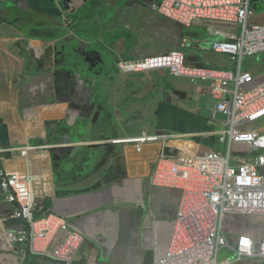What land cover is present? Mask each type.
<instances>
[{
    "label": "crops",
    "instance_id": "crops-1",
    "mask_svg": "<svg viewBox=\"0 0 264 264\" xmlns=\"http://www.w3.org/2000/svg\"><path fill=\"white\" fill-rule=\"evenodd\" d=\"M72 1L78 7L83 3L87 4L89 0ZM158 1L103 0L101 10L94 18L77 21L82 26L86 20L95 18H98V24L112 20L117 27V33L120 29L126 32L125 28L129 25L123 20L121 23L119 18L125 19V16L136 13L144 14L143 9H147L143 16L147 27L138 29L139 32L131 40L118 33V39L112 45L115 57L118 58L115 67L119 70L118 62L138 61L171 48H179V43L186 39L184 28L179 30L180 24L155 17L158 14L151 5ZM257 6L264 7V0H254V7ZM59 16L60 11L55 0H0V139L5 148H30L27 158L7 155V159L3 163L0 161V165H4L10 172H29L35 176L37 184L34 193L41 204L35 217H62L71 228L82 233L85 241L77 254L84 263L157 264L168 251L181 202V192L153 187L152 157L145 151L139 152L135 147L137 142L123 141L150 134L163 136L166 133L155 131V127L147 123V118L144 119L154 111L151 106L141 111L139 118L126 121L129 114H125L118 126L120 120L117 117L120 116V111L114 113V109L122 105L126 108V98L121 99L124 91L122 94L120 90L117 91V102L99 103L95 100L93 87L90 86L99 80L89 81L82 76L79 79L72 69L59 67L56 62L58 52L54 63L43 61L45 46L69 44L82 47L77 43H65L69 41L67 38L71 33ZM256 22L264 24V13L256 15ZM202 24L205 22L197 25ZM115 26L107 29L99 27L102 31L97 42L107 47V43L114 39L112 36ZM209 26L210 31H225L220 24L210 23ZM149 27L152 30H148ZM160 33L163 37L157 38L156 35ZM72 34L78 39V35ZM212 35L213 39L204 42L203 48L198 47L202 56L207 59L213 55L211 52L215 53L210 50V43L225 39L222 35ZM86 48L105 55L104 49ZM227 58L230 62V58ZM189 62L195 66H204L195 57L190 58ZM249 63V67L254 63L264 64V56L252 59ZM208 67L225 69L214 65ZM226 68L232 69V66ZM258 68L253 69L254 75L264 78V72L258 73ZM151 73L154 72L137 74ZM181 88V93L172 96L175 103H166V107L160 110L159 119L160 116L163 120L170 118L178 124L177 135L191 136L207 150L227 156L228 145L220 144L222 150H219L216 145L210 144L211 141L217 143L216 139L226 131V118L217 115L214 120V106L210 118L204 120L196 101L195 106L191 104L193 94L196 95L194 86L181 84ZM185 90L188 93H184ZM177 94L186 96V99L179 98ZM160 103L159 109L164 106ZM101 104L107 106L112 115L111 125H105V128L104 124L98 126L96 120L94 121L98 116L96 112L103 111L99 107ZM75 110L78 114L71 116ZM73 117L75 118L72 121ZM219 117L224 120L220 121ZM49 122H61L65 130L60 134L58 125L53 123L49 126ZM204 125L211 129L204 130ZM111 126L113 129L107 131ZM132 126L135 128L130 129ZM100 140H110L112 150L110 147L111 151L106 152L103 159L94 160L101 162L94 171L87 170V162L91 163L96 159L93 154H89V150L95 148ZM68 142L73 143V146L66 149L56 147ZM252 155L250 147L235 146L232 149L231 163L236 165L237 158L246 159ZM53 156L58 158L54 159ZM79 159L81 162L77 164ZM38 192L41 194L38 195ZM16 207V204L5 200L0 187V263L44 264V258L32 252H29L26 260H22L18 254L20 244L12 241L9 236L10 232L27 227L25 221L13 217ZM55 243L56 241L46 240L39 245L48 247Z\"/></svg>",
    "mask_w": 264,
    "mask_h": 264
},
{
    "label": "built area",
    "instance_id": "built-area-1",
    "mask_svg": "<svg viewBox=\"0 0 264 264\" xmlns=\"http://www.w3.org/2000/svg\"><path fill=\"white\" fill-rule=\"evenodd\" d=\"M160 15L191 27L200 22L223 25L225 31L211 30L224 40L210 43V50L228 55L232 69L195 66L189 62L187 47L121 62L125 73H150L164 70L171 76L187 79L195 91L215 102L213 119L223 115L226 131L218 137L228 145L227 156L212 152L191 136L163 134L124 140L142 145L159 142L158 154L152 158V186L181 192V202L168 251L157 264H264V234L257 239L253 232L227 235L228 217H258L264 223V79L252 70H243L244 60L264 56V24L256 22L254 0H159L151 5ZM184 44V43H182ZM191 142V143H190ZM250 147L253 155L237 158L233 165L232 149ZM29 149L4 148L0 139V161L7 155L27 158ZM35 176L10 172L0 165V187L7 202L16 204L13 217L27 227L10 232L20 244L22 260L29 252L44 258V264H86L77 252L85 237L71 228L62 217L46 215L36 218L41 206L34 193ZM62 238L59 239V236ZM46 240L55 244L43 247ZM233 257L220 260V254ZM1 264V263H0Z\"/></svg>",
    "mask_w": 264,
    "mask_h": 264
},
{
    "label": "rangeland",
    "instance_id": "rangeland-1",
    "mask_svg": "<svg viewBox=\"0 0 264 264\" xmlns=\"http://www.w3.org/2000/svg\"><path fill=\"white\" fill-rule=\"evenodd\" d=\"M84 1L86 2L88 0H84ZM55 2L57 4L58 10L60 11V16L58 18L61 17L62 22H64L69 27L68 30H70L69 32L71 33L67 38V40L69 41L65 43L72 42L74 44L77 43L84 48L98 47L97 48L98 50L104 49L105 51L104 50L103 51L107 55V59L108 57H111V59L114 60L115 62L118 61V58L115 57L116 53L112 45L116 43V40L118 39L117 37L118 33L120 35H125L126 37L128 36L127 40H131L134 38V34H137L139 32L138 29L141 30L143 28H146L148 25L143 20V16L146 15L145 13L147 9H143L144 14L136 13V14H133L132 16H127V17L125 16V19L119 18L121 23L124 21L125 24L129 25L125 28L126 32L120 29L119 32L117 33L116 31L117 27L115 26V22H113L112 20L111 21L107 20V21H104L98 24L96 20L98 18H95L93 20H86L82 24V26H80L77 20L85 19V18H94L98 14V11L101 10L100 7L102 6L103 0H89L87 4L83 3L78 7L72 3L73 2L72 0H55ZM256 9H257V14L264 13V7L257 6ZM72 12H75V14L72 15ZM157 14L158 16L155 15L157 19H169V18H166L160 15L159 13ZM197 24H194L191 27H184L180 24L181 26L179 28V30L182 31V27H183L186 33L184 37H186V39L189 41L192 40L189 43L188 49H187L189 61H190V58L192 59V57H195L196 60L199 61L200 65H204V66L214 65L215 67L225 68V69H229L226 67L232 66L233 68L234 64L231 62V58L228 55L222 54L223 55L222 56V55L211 52V54L213 55H211L208 59L207 57L204 58L202 56V54L200 53L201 51L198 50V47L202 46L203 48L205 45L204 42H207V40L209 39L212 40L213 38H211V36L213 35H212V32L209 30L210 23L205 22V24H202V25H197ZM259 24H262V23H259ZM109 26H115L113 27L115 32L113 33V36H112L114 37V39L107 43V47L109 48L108 49L105 45H103V43L99 42L100 43L99 44L97 42V38H100L101 31H102L99 29V27L107 29L109 28ZM148 30H152V28L149 27ZM72 33L78 35V39ZM156 36L157 38L163 37L162 33ZM190 36L192 39L190 38ZM92 40H94V42H92ZM185 40H182V42L179 43L180 47L185 46L186 45L185 43L189 42L187 40L185 42ZM181 43H184V44H181ZM63 46L65 45L63 44ZM70 47L71 45H68L66 46V49ZM201 50L205 51L204 49H201ZM227 57L230 58V62L228 61ZM252 59H255V58H252ZM252 59L244 60L243 70L253 71V69L259 67L257 72L258 73L264 72L263 63L261 64L258 63L257 65L254 63L251 67H249L251 63V62L249 63V61ZM123 61H126V60H123ZM96 71L97 72H95V75H89V73H86L82 76L83 78H87V80L89 81L99 80L98 83L93 82L90 85L93 87V90L96 93L95 94L96 101H98L99 103H108V102H113V101L117 102L118 100L116 96L117 91L120 90V94H122L124 91V97L122 96L121 99L126 98V102L128 103V105L126 103V108L125 106L122 105V106H116L114 109V113H116L117 111H120V116L117 117V120H120L118 126L120 125L121 120L125 114H129L128 117H126L125 119L126 121L132 118H139L141 111L143 112L144 109H147L148 106H151L153 107L154 111H152L149 117H144V119L147 118L146 119L147 123L149 122L151 126H154L155 131L157 132H163L166 134L167 133L177 134L176 131L179 130L178 124L175 122H172L170 118L163 117L164 118L163 120L162 117L160 116V119H159V113H160V110H163L162 108L166 107L167 105L166 103H169V102L171 103V101L172 103H175L172 100V96L175 95L176 93H181L180 92V90H182L181 84H185L188 86L191 84L190 81H187V79H184V78L171 76L166 71H161V73L159 71V72H154L151 74L134 73L131 75L123 74L122 72H120V70H118L119 73L117 74H113V73L107 74L110 71L109 68H106V69L100 68V69H97ZM104 73H105V76L103 77L102 75H104ZM75 75L79 79L82 78V77L80 78L78 74H75ZM258 78L261 80L264 79V78H261L260 76H258ZM179 83L180 85H177ZM178 88H179V91H178ZM184 93H188V91L185 90ZM195 93L196 95L193 94L194 96L192 97L193 101L191 102V104L195 106L194 103L196 101L197 106L202 111V115H201L202 118L204 120L209 119L211 116V111L212 109H214L215 102L213 100H208L207 98L203 97L202 93H198V92H195ZM177 95L179 96V98L183 100L186 99V96H182L180 94H177ZM160 102H162L164 105L163 107H161V109H159L161 105ZM105 118L99 115L98 117L94 118V121L96 120V123L98 126H100V124L102 125L104 124L103 128H105V125L110 126L112 123L111 120L107 121ZM113 120H115V117H113ZM219 120L222 121L224 120V118L219 117ZM54 124L57 125L56 122ZM186 127L188 128V126ZM202 127L204 130L211 129V127L208 125H204ZM134 128L135 126L130 127V129H134ZM112 129H113L112 126L108 127L107 131H111ZM151 135L152 134L148 136H151ZM216 140H217L218 145L215 141H211L210 144H214L217 146L219 150H222L219 140L218 139ZM101 141L102 140H100V142ZM107 142H110V140ZM110 147L112 150V146L110 145L108 147L109 151H111ZM159 147H160V143L154 142V143H150L149 145L144 144L143 150L147 153V155L154 158L158 154ZM101 148L105 149L107 152V146H102ZM89 154L90 155L93 154V157L94 158L96 157V159H93V162L91 163L87 162L86 168L87 170L93 169L94 171L97 164L101 163V162L97 163V161H94V160H97V156L99 155V149H96L95 151V148H92L91 150H89ZM102 158H104V155H102L99 159H102ZM80 162H81V159L77 161V164H79ZM225 229H226L227 235L231 237L232 239H235L237 237L236 234L249 233V232H253L255 237L257 239H260L262 235L264 234V223L258 217H228L227 220L225 221ZM233 256H234L233 252H228L226 254L225 251H223L220 254L219 258L220 260H223L227 257H233Z\"/></svg>",
    "mask_w": 264,
    "mask_h": 264
},
{
    "label": "flooded vegetation",
    "instance_id": "flooded-vegetation-1",
    "mask_svg": "<svg viewBox=\"0 0 264 264\" xmlns=\"http://www.w3.org/2000/svg\"><path fill=\"white\" fill-rule=\"evenodd\" d=\"M69 45V44H68ZM66 45V46H68ZM66 46H57V59L59 67L72 69L73 72H76L83 76L86 73L89 75H95L97 69H106L109 68V73L116 71L115 62L102 53H95L87 48H77L71 46L66 49ZM107 73V74H109ZM59 129V127H58ZM59 132L60 129H59Z\"/></svg>",
    "mask_w": 264,
    "mask_h": 264
},
{
    "label": "water",
    "instance_id": "water-1",
    "mask_svg": "<svg viewBox=\"0 0 264 264\" xmlns=\"http://www.w3.org/2000/svg\"><path fill=\"white\" fill-rule=\"evenodd\" d=\"M50 46H45V55H43L44 57H43V61L45 62H48V64L49 63H54V57H55V55L57 54V46L55 47V46H53V47H50ZM79 48H84V47H79ZM115 62V61H114ZM40 64H41V62H40ZM73 70H75V68H73ZM73 70H71V71H73ZM76 71V70H75ZM117 73H119L118 72V70L116 69V71H114L113 72V74H117ZM78 74V73H77ZM80 77H81V75L80 74H78ZM110 144H111V142H107V141H101V142H97L96 144H95V146H107V152L109 151V146H110ZM59 146V147H58ZM58 146H56L58 149H66V148H68V147H72L73 146V143H70V142H68V143H64L63 145L62 144H60V145H58ZM5 148V147H4ZM8 148H10V147H8Z\"/></svg>",
    "mask_w": 264,
    "mask_h": 264
},
{
    "label": "trees",
    "instance_id": "trees-1",
    "mask_svg": "<svg viewBox=\"0 0 264 264\" xmlns=\"http://www.w3.org/2000/svg\"><path fill=\"white\" fill-rule=\"evenodd\" d=\"M101 109H103V111H97L96 112V115H101L103 118H105L107 121H110L111 119H112V115H111V113L110 112H108V108H107V106H105L104 104H101L100 106H99ZM76 114H78V112L75 110L74 112H72V114H71V116H75ZM97 116V117H98ZM74 118L75 117H73L72 118V121L74 120ZM53 123H55V122H49L47 125H52ZM58 127H59V129H60V133L62 134L63 133V131L65 130V128H63L62 126H63V124L61 123V122H59L58 124ZM71 141V140H70ZM102 146H96L95 148L96 149H99V155L97 156V158H100L102 155H104L105 156V153H106V150L104 149L103 150V148H101ZM54 157V159H57L58 158V156H53ZM103 159V158H102Z\"/></svg>",
    "mask_w": 264,
    "mask_h": 264
},
{
    "label": "bare ground",
    "instance_id": "bare-ground-1",
    "mask_svg": "<svg viewBox=\"0 0 264 264\" xmlns=\"http://www.w3.org/2000/svg\"><path fill=\"white\" fill-rule=\"evenodd\" d=\"M213 134V133H212ZM39 182V181H38ZM37 184V183H36ZM41 193L38 192V195H40Z\"/></svg>",
    "mask_w": 264,
    "mask_h": 264
}]
</instances>
